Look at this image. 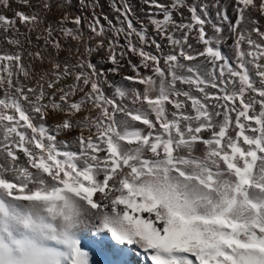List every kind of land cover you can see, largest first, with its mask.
Segmentation results:
<instances>
[{
    "label": "snow or ice",
    "instance_id": "1",
    "mask_svg": "<svg viewBox=\"0 0 264 264\" xmlns=\"http://www.w3.org/2000/svg\"><path fill=\"white\" fill-rule=\"evenodd\" d=\"M144 2L158 10L149 13L155 35L146 25L134 26L127 0H113L117 20L123 17V22L116 27L103 17L112 30L107 45L96 0L84 5L92 9L88 27L98 39L95 46H86V57L78 58L73 66L78 69L76 83L67 92L61 90L59 98L69 117L85 102L95 112L75 122L81 132L74 150L58 139L73 130L74 121L46 122L50 110L61 107L55 93L50 109L42 84L39 90H25L19 81V73L29 75L20 55L0 56L8 62L0 63V264H90L82 245L86 230L110 233L119 245L137 246L151 264H264V31L252 18L253 12L264 17V0H235L234 23L217 3L221 23L212 24L214 36L205 31L211 22L206 3ZM0 4L10 7L9 0ZM42 7L51 5L43 0ZM184 7L191 22L177 23L173 13ZM16 17L31 26L39 22L34 13L18 11ZM65 21L79 26L81 17L65 13L61 24ZM225 21L234 59L220 49ZM245 22L253 27H244ZM0 24L14 25L15 19L0 14ZM192 30L204 46L195 55L188 44ZM46 31V43L59 48L51 27ZM175 31L183 33L181 38ZM62 32L80 39L72 28ZM160 40H167L172 51L164 53ZM150 45L158 54L146 51ZM105 47L114 65L107 71L88 58ZM129 52L140 63L129 60L133 74L123 79L143 86L131 94L107 80V73H119ZM34 55L43 59L39 51ZM198 58L212 65L208 73L181 62ZM13 62L18 72L12 70ZM51 73L49 89L71 71L66 64L61 70L53 63ZM177 82L201 95L177 90ZM105 84L113 89L111 96ZM85 88L81 100L70 101ZM129 95L130 103L140 107L130 109L124 103ZM181 95L194 114L185 110ZM169 104L175 111L169 112Z\"/></svg>",
    "mask_w": 264,
    "mask_h": 264
},
{
    "label": "bare ground",
    "instance_id": "2",
    "mask_svg": "<svg viewBox=\"0 0 264 264\" xmlns=\"http://www.w3.org/2000/svg\"><path fill=\"white\" fill-rule=\"evenodd\" d=\"M72 1L74 3L73 4L74 11L69 13L68 6L64 7V9L68 11L67 14L70 18H75L77 16L81 17V24L79 26L75 24H73L74 25L73 26L71 23V25L74 27L73 30L77 31L80 35L79 40L72 39L71 36H65L61 30V32L58 34L57 32L56 34L52 33V38L58 39L60 41L59 48L53 47L50 42L47 43L49 44L48 46L47 44L42 45L41 43L35 45L31 43V40L34 38V36L37 37L36 32L39 30L35 31V28L33 27L31 28L32 30L30 29V32H29L30 35L25 38L26 40L24 41L22 40L23 41L22 43L25 42L24 44L26 46L18 47V48L10 46L9 47L10 49L8 50H9V55H13L17 53L20 55L21 57L20 63L23 64L24 68L29 73L28 76H25L23 73H19V81L25 86V90H27L28 88H37V90H39V86L42 84L44 88V92H45L44 103L48 104L49 108L51 109V99L50 98L52 97V94L55 93V97H54L55 102L58 104H61V107L56 109L55 111L50 110L49 115L47 117V121H46L47 124L54 126L55 124L62 122L64 119H69V118L74 121V127L72 131L61 133L58 136V139L68 141L70 144H72L73 150H74L76 146V138L80 135V132H81V129L79 127H75V122L83 121L84 118L90 114L94 116L95 112L94 111L90 112L91 103L85 102L82 106V109L79 112L74 113L71 117H69L66 115V111H65L67 109V104H62L59 98L61 95V90H63L64 92H67L76 83L75 72L78 71V69L74 68L73 66L77 63L78 58L87 56L85 52L86 46H95L96 40L98 38L95 37V35L90 31L88 27L89 22L92 19V9L90 7H85L84 6L85 4H82L79 0H72ZM110 1H112L111 2L112 5H109L110 3L107 4L106 1L103 2V0H96V8H95L96 15L101 18L100 23L104 25V28L106 29V32H107L106 34H108V38L105 36L103 37L105 41V45H107L109 37L112 36V30L109 29L108 21L104 20L103 17L106 15L109 18V20H111L112 23L116 25V27H120L121 23L123 22V17H121L120 21L117 20L118 13L113 8V0H110ZM128 1L130 2L129 4L132 9V12L129 18L133 21L134 26L139 29L141 25H146L149 34L155 35L153 26L149 20V13L150 12L155 13L158 10L155 8L150 9L145 4L144 0H128ZM119 2H121V0H117V3ZM160 2L165 3V4H170L172 0H160ZM258 2L259 0H257V3ZM85 3L86 4L89 3V0H86ZM200 3H206L208 5V19H210L211 22L205 24V31L209 36L216 35L213 31L212 24L221 23L220 21L217 20V16H216V13L218 10L216 7L217 3H219L223 7V9L227 11L229 20L232 21L233 23L235 22L236 20V12H235V7H234L235 0H186V4H189V5L190 4H200ZM16 7H19V6H16ZM85 9H88L89 14L85 13ZM12 13H13V9H12ZM12 13H11V16H12ZM8 17H10V15H8ZM190 17H191V13L188 11L187 7H184L173 13V19L177 23H182V24L190 23L191 22ZM38 18H39V21H42V19L40 20L39 16ZM157 18L162 19V15L158 16ZM252 18L258 20L260 30L264 31V17L260 16L258 12H253ZM15 22H17V24L15 23L16 26L22 27L21 25L22 22L19 19H17ZM38 24L39 22L35 26H38ZM221 26L223 27L224 31L222 33L223 42L220 44V49L225 56L229 57L230 59H234V53H235V49L233 46L234 41L232 38V34L230 33L229 28H228V22L227 21L223 22ZM244 27L251 28L253 27V25L251 23L245 22ZM38 29H39V26H38ZM18 32L19 30L16 31L15 34L17 35V37L19 36L21 37V35H18L20 34V32L19 33ZM6 34L7 33H5V36H7ZM175 35L179 39L181 38L183 33L181 31H175ZM253 36L254 38L258 39L255 33H253ZM90 37L92 38L91 41L89 40ZM45 39H48V38H45ZM157 39H159V37H157ZM133 40L135 41L136 38L133 37ZM120 43L124 44L123 38H121ZM160 43L163 45L164 53H168L172 51V48L168 44L167 40H160ZM188 44L192 46L190 50L192 55H195L197 52L202 51L204 47L197 40L196 30L191 31L189 35V39H188ZM184 47H185V50H188L187 45H185ZM244 47L247 48L246 45ZM37 51L42 53V56H43L42 60L37 58L34 55ZM146 51L152 52L153 54H158L154 45H150L149 47H147ZM117 52H119V49H117ZM107 57H108V50L105 47L97 51H93L90 57L88 58L91 59L92 63L96 64L98 69H104L105 71H107V69L114 67V65L108 62ZM129 60L134 64L140 63V57L138 55H135L129 52L120 61L121 69L119 73H111V72L107 73V80L114 83L115 85H118L124 88L129 94H131L135 88H140L142 90L143 86L127 82L123 79V77L133 74L132 68L129 66V63H128ZM181 62L197 66L201 73H208L210 69L212 68V65L205 63L203 58H198L193 61H183L182 60ZM0 63L7 64L8 62L1 61ZM53 63H59L61 65V70L65 64L68 65L71 71V74L62 76L60 80L55 84V87L52 89H49L48 81L53 78L52 73H51V67ZM261 63H264V60H262ZM161 66H163V61H161ZM12 70L14 72H18V69L15 67V62H13ZM140 71L146 75H151L150 70H146L143 67L140 68ZM14 79H16L15 76H14ZM101 79H103V77H101ZM176 88L177 90H180L182 92L191 90L194 95H197V96L201 95L199 92H196L194 89H191L190 86L187 84H182V83L177 82ZM104 89L107 95L111 96L113 94V89L109 87L108 84L104 85ZM87 90L88 89L86 88L84 89V91L77 90L74 95L70 96L69 98L70 101L81 100L84 97V93ZM208 91L216 92L217 90L209 88ZM0 96H2V91H0ZM29 96L31 98V94H29ZM173 98H176V97H173ZM130 99H131V95H129L128 99L124 100V103L128 105L130 109L133 107H140L139 103H137L135 106L132 105L130 103ZM178 99H180L181 101H184L185 110L187 112L194 114L192 113L190 101H187L185 97H183L182 95L178 97ZM167 107H168L169 112L175 111L174 107L171 104L167 105ZM84 134L87 135L86 129L84 130ZM205 135H207V133H205ZM199 148L203 150L204 146L199 145ZM0 161H2V158H0ZM91 234H87L91 236V239H92V242L90 245L86 246L82 242V245L89 252L90 264H151V261L146 260V257L142 253V250H139L137 246L119 245L118 242L111 239L110 233H99V234L95 233V235L101 236L103 240H100L99 238L95 236L93 238ZM120 248H124L125 251L123 253L119 252L118 249Z\"/></svg>",
    "mask_w": 264,
    "mask_h": 264
},
{
    "label": "rangeland",
    "instance_id": "3",
    "mask_svg": "<svg viewBox=\"0 0 264 264\" xmlns=\"http://www.w3.org/2000/svg\"><path fill=\"white\" fill-rule=\"evenodd\" d=\"M81 2V0H79ZM86 0H84V3L83 4H86L85 3ZM106 1L107 4L109 5H112V1H108V0H103V2ZM17 2V3H16ZM48 2L50 3L51 7L49 9H44L42 7V3H43V0H29V3L28 4H25L23 2V0H9V4H10V7H5L3 6L2 4H0V14H3L5 16L8 17V15H10L9 18H14L15 21L19 18L16 17V13L18 11L20 12H24L26 14H36L37 16L40 17V20L42 19V21H39V29H38V26H31L27 23H22V27H19V26H16L17 22H15L16 24L14 25H8L7 27H5V25L3 24H0V56H3V55H9V50L10 49L9 47L10 46H13L15 48H18V47H23V46H26L24 43H22L24 40H26L25 38L27 36L30 35V29L31 28H35V31L39 30L36 32V36H34V38L31 40V43L32 44H47L46 41L48 39H45V38H48V33L46 31L47 28L51 27L52 29V33L53 34H57L61 32V30L63 28H74L73 26V23L71 25V22H68L65 21L64 24H61V18L65 15V13H67L69 11L72 12L74 11L73 10V1L72 0H48ZM105 2V3H106ZM122 2V0H121ZM119 2V3H121ZM128 3H130L128 0H127ZM17 4V5H16ZM65 4V5H64ZM21 5V6H20ZM16 6H19V7H16ZM60 6V7H59ZM68 6V8L71 10L68 9V11H66L64 9V7ZM133 6V5H132ZM16 7V8H15ZM21 7V8H20ZM10 8V10H9ZM12 9H13V13H12ZM20 9V10H19ZM65 10V11H64ZM62 11V12H61ZM65 12V13H64ZM9 13V14H8ZM11 13H12V16H11ZM55 13V14H54ZM57 13V14H56ZM85 13L89 14V11L88 9H85ZM14 15V16H13ZM55 15V16H54ZM45 21V22H44ZM41 23V24H40ZM26 24V25H25ZM47 27H46V26ZM58 25V26H57ZM26 26V27H25ZM13 27V28H12ZM15 27V28H14ZM42 27V28H41ZM21 28V30H20ZM44 28V29H43ZM88 28V27H87ZM16 29V30H15ZM20 32V34L18 35H21V37H17V35L15 34L16 31ZM28 29V30H27ZM26 30V31H25ZM32 30V29H31ZM7 31V32H6ZM22 31V32H21ZM25 31V32H24ZM41 31V32H40ZM4 32V33H3ZM14 32V33H13ZM18 32V33H19ZM5 33H7L5 36ZM10 33V34H9ZM105 33L106 32V29H105ZM46 34V35H44ZM16 36V37H15ZM105 37L108 38V34H105ZM22 38V39H21ZM23 40V41H22ZM49 44H47L48 46ZM63 48V46H62ZM20 52V51H19ZM1 62V61H0ZM7 62V61H5ZM92 233V234H91ZM87 234H91L92 237L94 238L97 237L99 238L100 240H103L101 238V236H97L95 235V232L91 231V230H86V233H84V239L82 240L83 244H85L86 246L90 245L91 242H92V239H91V236L87 235ZM97 234V233H96Z\"/></svg>",
    "mask_w": 264,
    "mask_h": 264
}]
</instances>
